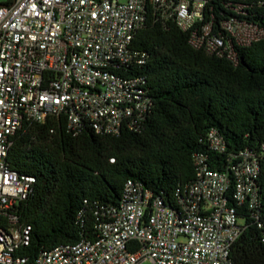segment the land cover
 Masks as SVG:
<instances>
[{
  "label": "built area",
  "instance_id": "built-area-1",
  "mask_svg": "<svg viewBox=\"0 0 264 264\" xmlns=\"http://www.w3.org/2000/svg\"><path fill=\"white\" fill-rule=\"evenodd\" d=\"M214 0H6L0 2V264H231L241 234L237 205L253 212L264 243V183L257 186L259 156L240 149L222 169L208 153L195 152L193 180L174 191L168 205L127 179L117 205L101 207L94 239L81 238L40 250L33 259L16 249L29 241L30 225L12 208L32 189L34 177L10 169V137L24 120L42 122L63 114L68 130L85 124L115 134L134 129L150 107L140 77H121L113 64L141 62L131 40L147 18L172 21L188 42L206 53L236 61L235 45L261 38L259 26L223 16ZM242 1V0H238ZM240 12L241 4L233 5ZM209 152L226 150L223 136L206 132ZM230 183L233 190L228 192Z\"/></svg>",
  "mask_w": 264,
  "mask_h": 264
},
{
  "label": "trees",
  "instance_id": "trees-1",
  "mask_svg": "<svg viewBox=\"0 0 264 264\" xmlns=\"http://www.w3.org/2000/svg\"><path fill=\"white\" fill-rule=\"evenodd\" d=\"M216 21L232 15L264 30V0L211 1ZM241 4L240 12L233 5ZM131 46L141 62L113 64L121 77L137 76L150 107L138 127L124 121L115 134L83 125L68 130L63 114L42 122L24 120L11 135L8 167L34 177L31 192L13 205L19 224L30 225L29 241L16 249L33 259L40 250L81 238L94 239L101 207L117 205L130 179L172 205L174 191L193 180L195 152L208 153L217 169L240 149L259 156L256 184L264 183V35L235 45L236 61L196 49L188 32L172 21L147 18ZM214 127L226 150L209 152L206 132ZM230 195L233 187L230 183ZM241 234L230 249L231 264H264V243L253 212L237 205Z\"/></svg>",
  "mask_w": 264,
  "mask_h": 264
},
{
  "label": "rangeland",
  "instance_id": "rangeland-1",
  "mask_svg": "<svg viewBox=\"0 0 264 264\" xmlns=\"http://www.w3.org/2000/svg\"><path fill=\"white\" fill-rule=\"evenodd\" d=\"M6 0H0V2H5ZM138 264H154V263H152L151 261H149V260H143V261H141V262H139Z\"/></svg>",
  "mask_w": 264,
  "mask_h": 264
}]
</instances>
